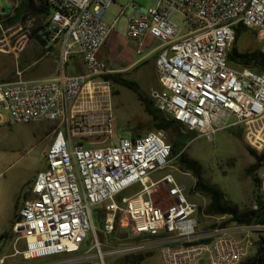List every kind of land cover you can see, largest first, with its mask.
<instances>
[{
    "label": "built area",
    "instance_id": "built-area-1",
    "mask_svg": "<svg viewBox=\"0 0 264 264\" xmlns=\"http://www.w3.org/2000/svg\"><path fill=\"white\" fill-rule=\"evenodd\" d=\"M117 1L48 0L53 9L49 31L52 42L61 39L64 65L50 78L0 83V123L1 111H7L19 125L59 124L44 158L45 169L36 175L31 198L13 227L15 244L21 245L15 253L25 261L74 257L93 234L95 243L83 259L91 264L88 254L94 249L102 258L94 224L97 213L103 220L100 233L106 236L120 227L131 237L159 240L162 264H242L256 247L250 234L264 227L202 230L200 207L190 200L188 185L170 173L153 179L174 164L163 133L119 137L108 146L89 139L100 135L91 128L112 127L111 102L105 100L110 84L103 77L113 71L99 53L134 3L130 0L109 27L105 17ZM154 2L148 11L135 7L127 37L140 57L150 41L161 44L154 51L161 86L150 95L155 108L209 141L221 130L245 126L249 145L262 150L264 75L231 66L228 54L239 26L256 34L264 53V0ZM75 51L83 57L85 73L70 76L66 63ZM97 92V113L88 115L83 99L89 95L93 100ZM259 182L264 198V166ZM133 186L139 189L135 194L118 198ZM159 189L165 191L168 205L155 201ZM149 244H125L115 254H134Z\"/></svg>",
    "mask_w": 264,
    "mask_h": 264
},
{
    "label": "rangeland",
    "instance_id": "rangeland-1",
    "mask_svg": "<svg viewBox=\"0 0 264 264\" xmlns=\"http://www.w3.org/2000/svg\"><path fill=\"white\" fill-rule=\"evenodd\" d=\"M129 1L118 0L108 10L105 19L111 17L114 20L117 18L121 9L126 7ZM20 2L21 0H0V14L11 16L14 8ZM136 6L139 11H148L155 7V2L154 0H134V3L127 9L126 15L118 22L116 32H126L128 19L137 12ZM31 27L32 23H29L27 26L17 25L1 31L0 83H12L21 79L40 80L50 78L64 65L61 56L56 57L53 52H48L47 49L35 44L30 35ZM51 45L53 46V44ZM156 46L153 43L150 50H153ZM55 47L61 48L60 45ZM236 48L240 53H248L261 49L262 45L254 32L243 31L239 36ZM148 60L149 63L143 66L140 71L143 77L139 79L137 76H132L129 79L137 82L140 88L150 97L151 92L160 89L161 86L157 82L153 71L155 59L152 57ZM67 64L66 68H68ZM109 86L110 92L106 94L108 97L105 100H110L111 102L112 127L109 129L106 125H100L97 128H91V130L99 131L100 135L96 138L94 136L89 137V139L97 141L99 146H108L111 143H116L119 137L135 138L154 132L151 131V117L145 112L144 106L139 102L137 96L126 88L114 87L111 84ZM114 91H117L118 95L115 96ZM94 96L93 100L89 98V95L88 98L85 96L83 99L88 103V115L97 113L93 106L95 107L96 98L101 96V93L97 92ZM1 114L0 264H72L74 260H83L87 251L95 243L93 234L90 235L82 252L74 257L63 255L44 260L25 261L21 256L16 255L15 250H21V245L15 244L16 236L13 233V224L17 221L24 202L31 198V189L36 175L45 169L44 158L54 133L59 128V124L39 122L19 125L14 122L9 112L1 111ZM230 122H235V118ZM163 135L165 141L168 142V136L164 133ZM247 135L245 126L221 130L211 141L195 133V138L188 143L185 149L190 159L202 165L207 183L219 187L226 198L233 204L238 205L243 211L253 209L255 206L254 184L252 178L246 174V170L256 162L257 156L264 152V140L260 142L263 148L259 150L249 145ZM261 138L263 139V135ZM262 169L257 172V177L260 176ZM169 173L173 174L177 180L186 183L190 188V200L197 203L202 209L199 214L201 229H214L213 226L222 228V224L228 218L213 217L207 214L210 199L207 196L192 193L191 189L196 183L195 178L181 169L176 163L173 164L172 169H167L154 175L153 179L157 180ZM138 190L137 186H133L122 192L118 198L131 197ZM155 201L164 206L169 204L163 189L158 190L155 195ZM102 221L98 218V214L95 213L94 224L98 232L97 238L101 245L102 258L99 256V251L94 249L88 254L91 257L89 260L91 264H102V262L104 264H162L159 253V240L131 237L120 227L111 236H106L100 233ZM5 235L8 237H5ZM261 235L264 237V231L250 234L253 240H258ZM238 237L243 238L244 235H239ZM139 242L151 244L146 250L134 254H115V251L120 246ZM255 254L256 249H252L246 260L254 258ZM3 259L4 262L1 263ZM82 264H86V261L83 260Z\"/></svg>",
    "mask_w": 264,
    "mask_h": 264
},
{
    "label": "trees",
    "instance_id": "trees-1",
    "mask_svg": "<svg viewBox=\"0 0 264 264\" xmlns=\"http://www.w3.org/2000/svg\"><path fill=\"white\" fill-rule=\"evenodd\" d=\"M52 16L53 9L48 4V0H21L20 4L14 8L11 16L0 14V33L12 26H27L32 23L30 35L35 44L59 57L60 49L55 46L59 45L61 39L52 42L53 35L49 31ZM243 31L247 30L242 26L236 29L235 42L228 54L229 63L231 66L248 68L257 74L264 75V53L261 49L240 53L236 48L239 36ZM50 45L51 47H49ZM103 80L114 87L126 88L137 96L139 102L144 106L145 112L151 117V131L164 133L168 136L167 143L171 146L172 157L173 159L176 158L174 163L195 178L196 183L191 189L192 193L201 194L210 199L207 214L213 217L228 218L222 224V228H231L232 226L264 227V198L260 193L259 177L256 176L257 172L264 166V152L257 156L256 162L246 170V174L252 178L254 184L255 206L253 209L243 211L238 205L230 202L219 187L208 184L202 165L187 156L185 149L188 143L195 138V132L188 130L170 116L159 112L149 95L140 88L137 82L124 77L122 74L107 75L103 77ZM114 95H118V92L114 91ZM117 229L118 227H116V231ZM5 237L8 236L5 235ZM255 249L254 258L248 259L242 264H264V237L262 235L256 241Z\"/></svg>",
    "mask_w": 264,
    "mask_h": 264
},
{
    "label": "crops",
    "instance_id": "crops-1",
    "mask_svg": "<svg viewBox=\"0 0 264 264\" xmlns=\"http://www.w3.org/2000/svg\"><path fill=\"white\" fill-rule=\"evenodd\" d=\"M115 19L113 20L111 17H109L108 19H105V22L109 27H112L114 25ZM116 26H115V30L110 35L108 41L101 49L99 53V58L109 66L111 71H113V74H122L124 77L127 78H132V76H137L140 79L141 77H143V74L140 73V71L143 68V66L149 63L148 59L153 57L156 61L157 53H155L154 51L157 50V48L161 44L155 40L150 41V43L152 42L151 45L155 43L157 46L153 50H150L151 49L150 46L149 50L145 51L144 55L140 57L136 54L134 45L130 43L127 37V30L126 32L124 31V33H118L116 32ZM59 45L61 47V42L59 43ZM61 54H62V47L60 48V56ZM67 65H68V68H66L67 75L73 76V75H81L85 73V65H84L83 57L81 54L78 53V51H75L73 53ZM153 71L156 75L155 62L153 65ZM157 82H159L158 79Z\"/></svg>",
    "mask_w": 264,
    "mask_h": 264
},
{
    "label": "water",
    "instance_id": "water-1",
    "mask_svg": "<svg viewBox=\"0 0 264 264\" xmlns=\"http://www.w3.org/2000/svg\"><path fill=\"white\" fill-rule=\"evenodd\" d=\"M4 12V11H3Z\"/></svg>",
    "mask_w": 264,
    "mask_h": 264
}]
</instances>
